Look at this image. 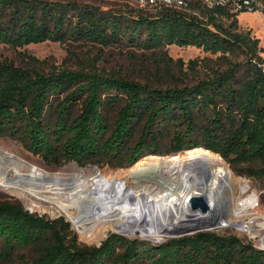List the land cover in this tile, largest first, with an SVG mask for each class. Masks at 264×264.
Listing matches in <instances>:
<instances>
[{
	"label": "trees",
	"instance_id": "1",
	"mask_svg": "<svg viewBox=\"0 0 264 264\" xmlns=\"http://www.w3.org/2000/svg\"><path fill=\"white\" fill-rule=\"evenodd\" d=\"M193 8L197 15L140 9L129 18L73 1L0 0V44L128 40L159 51L194 46L227 62L194 85L161 89L86 71L44 75L0 60V136L57 165L106 159L125 168L203 148L240 175L264 178V48L240 26V15ZM28 249L34 256L25 264H264V249L211 230L156 246L120 234L82 245L64 217L0 203V264Z\"/></svg>",
	"mask_w": 264,
	"mask_h": 264
},
{
	"label": "rangeland",
	"instance_id": "2",
	"mask_svg": "<svg viewBox=\"0 0 264 264\" xmlns=\"http://www.w3.org/2000/svg\"><path fill=\"white\" fill-rule=\"evenodd\" d=\"M43 1L59 3L73 1L79 4H87L100 7L104 10L114 11L129 18L141 14L136 0ZM239 24L245 30H252V35L260 39V46L264 48V13L241 14L239 16ZM262 55L264 56V53ZM0 60L11 61L15 66L23 69L35 70L44 75L64 70L86 71L109 76H118L147 84L153 88L161 89L174 87L182 88L186 85H194L198 81L211 76L215 71L227 68V62L220 54H211L194 46L179 47L171 45L165 50L159 51L141 48L139 45L133 44L128 40H119L109 45L84 41H46L17 48L8 44H0ZM191 62L194 63L191 64ZM197 150L205 149H193L179 155L171 156L151 155L141 159L135 165L125 168L119 167L117 162H110L106 159H102L100 162L84 163L65 161L57 165L48 163L40 156L31 153L16 137L11 135L0 136V154L5 152L14 154L30 165L38 167L45 172L46 175L51 177V179L40 180L37 178L35 182H20L22 187L27 186L30 188V190L26 191L0 185V203H19L29 212L38 214L47 219H54L60 216L64 217L71 224L72 229L78 235L82 245L99 246L110 235L120 234L130 239H138L147 245L156 246L169 238L193 233H165L163 236H154L150 232L151 230L146 231L144 234L137 231L135 233H130L122 229H117L113 223L106 222H102L94 227H91V224H85L83 230L87 231L81 232V228L75 225L73 220L69 217V213H75L78 210L77 204H75L77 196L78 199L79 197L84 198L87 196L86 191L90 189L92 185L83 184L82 186H78L84 181L80 183V180H78V185H72L73 188L70 192L60 194L61 197H63L61 199L56 198L60 195L55 192L68 186H61L60 183H62L63 180L74 178L79 172L83 173L79 176L81 179H85L86 176L93 177L96 173H102L109 178L117 180L124 190L125 196L136 191L140 192L153 182L155 183L154 187L156 191H161L164 189L161 183L166 181L172 183L181 178L178 172H170L173 165L171 166V164L167 163V160L169 161L171 158L176 157L178 158V163L187 165V163L190 162L188 157H190L193 151ZM216 155L217 161L224 162L234 175L236 187L238 188L236 199L240 196L243 184L245 180H247L250 188L261 194V199L264 204V178L240 175L234 172L230 165L219 154ZM22 170L28 173L30 172V167L27 165L22 166ZM175 171H177V168L174 172ZM14 180H16L15 176L11 175L9 181L12 182ZM40 182L44 183V188L38 186ZM38 189L43 191L39 192L37 191ZM84 191L85 195L79 196ZM59 201H61L62 204L67 203L68 211H64L59 207ZM222 209H224L222 213L225 214L226 217L235 220L233 215L234 212H230L232 211L230 201L227 200L226 203H222ZM218 215L216 218L217 220L215 219L217 223H219ZM213 222L214 220L206 226H213L214 228L211 227L205 230L233 234L244 239L246 242L253 243L247 235L238 233L234 227L218 229L227 224L220 223L222 225L216 226L217 223L215 224ZM201 226L196 229L201 228ZM33 256V250H23L14 256L9 264H25L28 260H31ZM23 259H25V262Z\"/></svg>",
	"mask_w": 264,
	"mask_h": 264
},
{
	"label": "bare ground",
	"instance_id": "3",
	"mask_svg": "<svg viewBox=\"0 0 264 264\" xmlns=\"http://www.w3.org/2000/svg\"><path fill=\"white\" fill-rule=\"evenodd\" d=\"M177 159L173 157L169 161L167 160V163L173 165L172 169L170 167V172H178L181 178L176 182L161 183L164 188L161 191H156L153 182L144 190L125 196V192L117 180L102 173L81 179L79 176L83 173L79 172L74 178L63 180L60 183L61 186H68L55 193L60 195L70 192L73 188L72 185H76L78 180L80 183L84 180L81 184H77L78 186L92 185L86 191L87 196L79 197V199L77 196L75 204H77L78 210L75 213H69V217L76 226L81 228V232L87 231L83 230L85 224H91V227H94L106 222L113 223L117 229L130 233L137 231L144 234L151 230L150 232L154 236H163L165 233H181L196 229L201 225L212 223L213 220V223L216 224L219 213V223L216 226L222 225L220 224V219L224 216L222 203H226L228 200L232 206L230 212L236 210L238 188L229 167L224 162H218L217 155L208 150L193 151L188 157L190 162L187 165L178 163ZM26 165L30 167L28 173L22 170V166ZM176 168L177 171L174 172ZM11 175H14L16 180L9 181ZM37 178L39 180L51 179L41 169L30 165L14 154L9 152L0 154L1 186L26 191L30 188L22 187L20 182H35ZM43 184L40 182L38 186L44 188ZM37 191L43 190L38 189ZM84 195L85 191L79 196ZM195 197H203L207 201L209 204L208 211L203 212L201 209L194 208L193 198ZM56 198L61 199L63 197L60 195ZM58 205L64 211H68L67 203L62 204L59 201ZM226 221L227 225H232L234 222L231 219Z\"/></svg>",
	"mask_w": 264,
	"mask_h": 264
},
{
	"label": "built area",
	"instance_id": "4",
	"mask_svg": "<svg viewBox=\"0 0 264 264\" xmlns=\"http://www.w3.org/2000/svg\"><path fill=\"white\" fill-rule=\"evenodd\" d=\"M138 7L146 12L158 13L164 9H173L187 13L198 14L193 4L205 9H222L233 15L244 13H264V0H136ZM254 62H257L254 60ZM264 70V63L259 64ZM233 225L221 228L234 227L238 233L247 235L256 247L264 249V204L261 194L250 188L245 180L240 196L236 199V210L233 213ZM225 214L220 223H227Z\"/></svg>",
	"mask_w": 264,
	"mask_h": 264
},
{
	"label": "water",
	"instance_id": "5",
	"mask_svg": "<svg viewBox=\"0 0 264 264\" xmlns=\"http://www.w3.org/2000/svg\"><path fill=\"white\" fill-rule=\"evenodd\" d=\"M193 206L196 209H201L203 212L208 211L209 209V204L207 203V201L203 198V197H195L193 198ZM214 228L213 226H201V228L198 229H192V230H186L183 231L184 233H195L198 231H203L205 229H209V228ZM217 229V228H216Z\"/></svg>",
	"mask_w": 264,
	"mask_h": 264
}]
</instances>
